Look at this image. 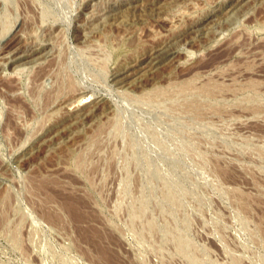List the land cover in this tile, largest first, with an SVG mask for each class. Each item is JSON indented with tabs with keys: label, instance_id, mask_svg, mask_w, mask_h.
Instances as JSON below:
<instances>
[{
	"label": "rangeland",
	"instance_id": "374dc122",
	"mask_svg": "<svg viewBox=\"0 0 264 264\" xmlns=\"http://www.w3.org/2000/svg\"><path fill=\"white\" fill-rule=\"evenodd\" d=\"M0 264H264V0H0Z\"/></svg>",
	"mask_w": 264,
	"mask_h": 264
},
{
	"label": "bare ground",
	"instance_id": "6f19581e",
	"mask_svg": "<svg viewBox=\"0 0 264 264\" xmlns=\"http://www.w3.org/2000/svg\"><path fill=\"white\" fill-rule=\"evenodd\" d=\"M20 69V68H19ZM118 92V91H117ZM74 103V102H73Z\"/></svg>",
	"mask_w": 264,
	"mask_h": 264
}]
</instances>
